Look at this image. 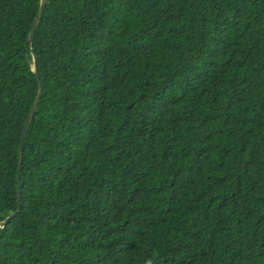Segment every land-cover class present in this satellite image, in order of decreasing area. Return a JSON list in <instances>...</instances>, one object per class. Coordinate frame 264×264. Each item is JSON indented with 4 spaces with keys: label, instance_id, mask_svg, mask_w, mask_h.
Here are the masks:
<instances>
[{
    "label": "trees",
    "instance_id": "1",
    "mask_svg": "<svg viewBox=\"0 0 264 264\" xmlns=\"http://www.w3.org/2000/svg\"><path fill=\"white\" fill-rule=\"evenodd\" d=\"M40 1L0 0V264H264V0H45L29 42Z\"/></svg>",
    "mask_w": 264,
    "mask_h": 264
},
{
    "label": "water",
    "instance_id": "2",
    "mask_svg": "<svg viewBox=\"0 0 264 264\" xmlns=\"http://www.w3.org/2000/svg\"><path fill=\"white\" fill-rule=\"evenodd\" d=\"M44 4H45V0H41L40 1V7H39V10H38V14H37V17H36V21H35V24L32 28V30L30 31L29 33V37H28V41L31 42L32 41V38H33V35L39 25V22H40V17L42 15V12H43V7H44ZM26 54H27V59H28V50L26 51ZM34 74L36 76V78L38 80H40V76H39V72L38 70H35L34 71ZM43 91V84L42 82H39V88H38V91H37V94H36V98H35V101L33 103V106L30 110V113L29 115L27 116L25 122H24V126H23V129H22V134H21V139H20V145H19V149L17 151V157H18V165H17V172H16V178H17V187H18V183H19V176H20V171H21V163H22V158H21V150H22V147L24 145V138H25V135H26V131L28 130V127L30 125V122L32 121V118L34 116V112H35V109L38 105V102L40 100V97H41V93ZM17 201L19 202V191L17 189ZM19 212V209H17L14 213L8 215L4 221H3V225L6 224V222L11 219L12 217H14L17 213ZM0 226L1 227H3Z\"/></svg>",
    "mask_w": 264,
    "mask_h": 264
}]
</instances>
